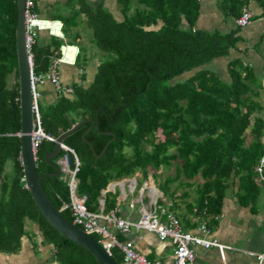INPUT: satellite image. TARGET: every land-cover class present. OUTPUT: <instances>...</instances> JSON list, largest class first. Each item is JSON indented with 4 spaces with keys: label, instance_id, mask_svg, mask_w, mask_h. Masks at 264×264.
I'll return each instance as SVG.
<instances>
[{
    "label": "trees",
    "instance_id": "1",
    "mask_svg": "<svg viewBox=\"0 0 264 264\" xmlns=\"http://www.w3.org/2000/svg\"><path fill=\"white\" fill-rule=\"evenodd\" d=\"M133 1L116 0L121 15L116 20L103 5L93 8L87 0H67L70 13L57 12L50 19L61 22L63 38L47 35L42 45L38 35L34 39L29 53L36 76L46 74L60 58L61 46L78 48L73 66L78 79L69 85L61 81L71 92L58 93L48 105L39 102V94L36 99L40 128L53 139L41 140L35 148L37 174L53 173L45 156L59 136L92 120L94 125L84 136L91 148L82 139L88 122L62 141L78 160L75 192L89 212H98L101 191L111 181L136 172L145 176L148 170L165 197L171 195V185L189 188L199 178L194 214L209 227L217 223L232 182L237 184L239 205L254 210L260 192L254 168L264 153V75L258 78L238 59L227 65L229 82L203 68L236 49L240 27L225 34L196 28L199 0H135L138 7L130 15ZM36 2L32 12L38 14ZM214 2L226 20H237L251 3L260 8L258 17L264 18V0ZM16 23V0H0V254L17 255L26 238L35 251L39 244L50 246L55 264H96L86 250L48 224L25 186L18 136ZM70 27L76 29L73 37ZM85 28L91 32L89 44L105 55L95 63L90 81L86 67L92 57L79 44L87 36L81 30ZM183 75L187 77L179 79ZM106 133L113 134V140ZM64 155L60 150L51 162L61 169ZM73 166L69 155V170ZM172 166L173 175L161 180L158 172ZM62 173L43 178L41 186L52 205L73 223L70 211L63 209L69 191L68 175ZM113 208V198L106 195L103 212ZM37 236L40 243L34 240ZM110 253L122 264L117 249Z\"/></svg>",
    "mask_w": 264,
    "mask_h": 264
},
{
    "label": "crops",
    "instance_id": "2",
    "mask_svg": "<svg viewBox=\"0 0 264 264\" xmlns=\"http://www.w3.org/2000/svg\"><path fill=\"white\" fill-rule=\"evenodd\" d=\"M66 1L67 0L64 2L58 0H37V15L39 18L48 20L57 12L68 15L70 9L66 6ZM87 1L93 8L98 5H103L113 16L119 13L116 0ZM199 3L200 15L196 23V28L205 31L218 30L225 34L237 27L234 20L224 19L216 10L214 0H199ZM59 6H62L61 10H59ZM54 9H56V11ZM248 10L253 17L249 25L240 28L238 33L239 41L236 44V49L231 50L227 57L214 59L203 67L204 69L214 72L224 82H229L227 65L234 59L240 60L242 65L251 69L258 78H262L264 75V18L258 17L261 10L255 3H251ZM81 30H78V33L82 34ZM47 35L49 34L46 31L38 33V43L40 45L45 43ZM83 37L85 38V36ZM92 64V62L89 64V69L95 70ZM62 65L66 67L74 66ZM77 78L78 75H76V79ZM61 81L64 85H69L73 82L66 83V78H63L62 75ZM44 86H48V88L41 89ZM38 94V99L44 98L46 100L45 103L42 102V104L48 105L56 100L58 92L55 91L50 84L46 83L38 88ZM172 168L173 169L168 171V175H173L174 166H172ZM144 182H148L149 186L154 188L155 191L151 192V190L144 189ZM199 182L200 179L196 178L192 181V186L189 188H184L177 183L173 184L170 186L171 195L165 197L157 189V182L153 178L150 170L147 171L145 176H143L141 172H136L131 177L111 181L106 188L101 191L98 212L101 210L103 211L104 198L106 195H109L113 198V209L117 212L119 218L126 221H136L139 218L140 201L142 204L148 205L154 193L157 195V204L171 211L179 219L184 231L197 235V228L201 223H205L204 221H200L194 214L196 187ZM256 184L260 192L256 208L252 210L250 205L247 207L239 205L235 197V188L237 184L234 182L231 183L223 198L221 214L217 218V223L210 227L211 234L209 237L211 239L220 244L234 247L242 251L254 253L264 252V185ZM116 235L120 237L122 241H130L134 249L149 261H160L162 264H173V247L169 241H159L153 233L145 231H131L128 234L119 233ZM31 248L29 252L33 257L32 261L36 260L40 262V264H47L40 261L42 257L38 258L40 255L37 252H39L40 247L36 251ZM194 250L196 254L194 264H255V260L252 257L241 252L227 251L222 257L215 248L202 249L195 247ZM20 252L17 255L0 254V257L11 261L15 260L16 264H24L25 259L20 255ZM49 264H55L53 251L50 256Z\"/></svg>",
    "mask_w": 264,
    "mask_h": 264
},
{
    "label": "built area",
    "instance_id": "3",
    "mask_svg": "<svg viewBox=\"0 0 264 264\" xmlns=\"http://www.w3.org/2000/svg\"><path fill=\"white\" fill-rule=\"evenodd\" d=\"M34 0H25L24 17H25V36L27 42L28 54L31 62L30 83L32 88V112H33V148L35 150L41 140L53 141L46 136L40 128V119L37 110L36 99L38 93L36 86H41L46 83L50 84L58 93L68 94L71 90L62 85L59 74V66L62 64L74 65L78 48L75 46L64 45L60 48V58L53 61L46 74L36 76L32 73V61L29 49L33 44L34 39L39 32L46 31L49 35L63 38L62 24L60 21L48 20L39 18L32 12ZM252 14L248 9H243L241 16L235 20V25L245 27L251 23ZM72 47V55L69 60L66 59L67 50ZM264 146V134L262 137ZM60 150L65 152V155L60 160L61 172L68 175V191L69 203L63 205V209H68L73 218V224L79 227L87 235H95L99 238L97 241L103 249L109 254L112 249H117L122 255V264H162L160 261H149L146 257L138 253L130 241H120L116 234H128L131 231H145L153 233L159 241H169L173 247V264H194L196 254L194 248L209 249L215 248L223 257L224 253L241 252L255 260V264H264V252L254 253L242 251L234 247L223 245L211 239V228L205 223H201L197 228L198 234L193 235L184 231L179 219L167 208L159 206L156 202L154 193L151 196L148 205L139 204V218L136 221H126L117 216V212L113 209L108 212L102 210L97 213H92L87 210L83 199L76 195V173L78 171V160L75 153L70 148L61 144ZM69 155L73 157L74 166L69 170ZM255 181L258 184L264 185V153L259 158L255 168ZM144 189L154 192L155 189L149 186L148 182H144Z\"/></svg>",
    "mask_w": 264,
    "mask_h": 264
},
{
    "label": "water",
    "instance_id": "4",
    "mask_svg": "<svg viewBox=\"0 0 264 264\" xmlns=\"http://www.w3.org/2000/svg\"><path fill=\"white\" fill-rule=\"evenodd\" d=\"M25 0H16L17 23L15 29V49L18 71V89H19V108H20V131L18 136L21 140L20 161L24 172V182L30 196L43 218L48 224L62 237L86 250L94 259L96 264H117L111 254L79 227L67 221L61 213L52 205L46 196L41 180L46 177H58L61 169L58 165L51 162L60 152V146L63 139L69 136L76 129L85 123H89L88 129L82 135L84 136L92 129L94 122L92 120L82 121L73 126L68 132L59 136L53 144V150L45 156L46 164L53 169V173L38 175L35 164V150L32 144L31 133L33 130V112H32V88L30 83L31 62L28 49L25 44V17H24ZM113 140V134L106 133ZM90 147V144L84 140ZM107 146V145H106ZM91 148V147H90ZM102 152L96 156L99 157Z\"/></svg>",
    "mask_w": 264,
    "mask_h": 264
},
{
    "label": "rangeland",
    "instance_id": "5",
    "mask_svg": "<svg viewBox=\"0 0 264 264\" xmlns=\"http://www.w3.org/2000/svg\"><path fill=\"white\" fill-rule=\"evenodd\" d=\"M51 1V0H50ZM58 1H60V2H64L65 0H58ZM136 7H138V5H137V3H136V1L134 0L132 3H131V5H130V15L134 12V10H135V8ZM62 9V6H59V10H61ZM55 11H56V9H54ZM54 11V12H55ZM66 11V10H65ZM114 17H115V19L116 20H121V15H120V12L118 13V14H115L114 15ZM82 31L87 35L86 36V38H84V37H82V39L80 40V42H79V44H81V46L82 47H84L85 48V55L86 56H89V54L91 55V57H92V67H94L95 68V66H96V62L99 60V59H102L105 55L102 53V52H100V51H98L94 46L92 47L90 44H89V42H88V39L91 37V32H90V30H88V29H82ZM75 32H76V29L75 28H73V27H70V37H73L74 36V34H75ZM89 66L90 65H88L87 67H86V71H87V77H88V81H90L91 80V78L93 77V75H94V73H95V70H91V69H89ZM89 70H90V72H89ZM76 73H77V70L75 69V68H73V67H66L65 65H60V67H59V74H60V77H61V75H62V77L63 78H66V83H70L71 81H73V80H75V78H76ZM187 77V75H183V76H181L179 79H184V78H186ZM78 79V78H77ZM44 88H48V86H44L43 88H41V89H44ZM40 89V90H41ZM45 99L44 98H40L39 99V102L40 103H42V102H44L45 103ZM52 103V102H51ZM170 169H173L172 167L171 168H167V169H161L160 171H159V178L161 179V180H164L167 176H170V175H168V171L170 170ZM152 172V171H151ZM62 176L64 177L65 176V173H62ZM31 228L32 227V229L34 230V231H36V228L34 227V226H30V225H27V228ZM37 243H40L41 242V237L40 236H37L35 239H34ZM23 245H24V247H23ZM31 245V243L25 238V239H23V243H22V250H21V252H20V255L23 257V259H25V263L24 264H40V262H38V261H36V260H34V261H32L33 259V257L30 255V252L29 251H31L30 250V248L32 247V246H30ZM40 247V250H39V252H37V253H39V255L40 256H38V258L39 257H42L41 258V260L40 261H43L44 263H47V264H49V260H50V256H51V254H52V251H51V247L50 246H38L37 247V250H38V248ZM32 250H34L33 249V247L31 248ZM0 264H16L15 263V260H9V259H3L2 257H0Z\"/></svg>",
    "mask_w": 264,
    "mask_h": 264
},
{
    "label": "bare ground",
    "instance_id": "6",
    "mask_svg": "<svg viewBox=\"0 0 264 264\" xmlns=\"http://www.w3.org/2000/svg\"><path fill=\"white\" fill-rule=\"evenodd\" d=\"M24 24H25V21H24ZM25 44H26V47H27L26 36H25ZM73 50H74V49H73L72 47H69V48H68V50H67L68 52H67V54H66V59H67V60L70 59ZM32 133H33V130H32ZM32 133H31V137H32V144H33V134H32Z\"/></svg>",
    "mask_w": 264,
    "mask_h": 264
},
{
    "label": "clouds",
    "instance_id": "7",
    "mask_svg": "<svg viewBox=\"0 0 264 264\" xmlns=\"http://www.w3.org/2000/svg\"><path fill=\"white\" fill-rule=\"evenodd\" d=\"M76 47V46H75Z\"/></svg>",
    "mask_w": 264,
    "mask_h": 264
}]
</instances>
